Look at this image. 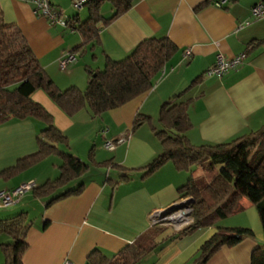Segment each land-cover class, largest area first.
<instances>
[{
	"label": "crops",
	"instance_id": "0c3cea01",
	"mask_svg": "<svg viewBox=\"0 0 264 264\" xmlns=\"http://www.w3.org/2000/svg\"><path fill=\"white\" fill-rule=\"evenodd\" d=\"M46 1L64 24L50 23L35 10L32 0H0V15L21 29L42 69L60 89L84 90L87 68L101 70L107 59L122 60L145 38L167 37L177 47L147 93L100 116H92L85 108L69 116L42 90L31 94L67 137V145L56 144L57 150L90 166L82 178L81 194L47 205L46 198L28 191L17 203L0 207V221L27 216L23 264H62L66 259L86 264L92 251L111 258L148 230L149 214L177 202V189L190 176L208 182L217 171L198 166L178 171L166 162L152 174L133 172L121 180L119 170L95 165L111 159L125 169L138 168L161 153L152 127L160 129L159 110L165 101L190 100L187 115L191 126L185 135L193 145L227 142L264 126V18L250 13L253 5H264V0H237L220 7L208 4L198 11L195 7L205 0H132L126 12L99 29L97 45L80 48L75 52V62L64 70L59 59L81 44L79 33L65 22L74 16L78 22L86 19L88 6L72 12L71 0ZM100 13L110 17L111 4L102 3ZM186 49L190 54L185 57ZM242 53L243 60L221 77L204 76L218 54L229 59ZM136 113L150 117V125L133 128ZM44 127L40 121L18 118L0 125V173L37 150V138ZM120 138L124 140L113 150L103 146L106 140ZM60 164L56 153L15 174H0V190L55 179ZM240 203V212L213 227L181 237L167 228L155 239V249L139 264H194L197 250L207 237L217 228L235 227L247 228L252 234L233 246L220 247L204 264H250L252 250L264 246V234L254 206L246 198ZM11 242L10 235L0 232V264L4 263L1 245Z\"/></svg>",
	"mask_w": 264,
	"mask_h": 264
},
{
	"label": "trees",
	"instance_id": "16d2710c",
	"mask_svg": "<svg viewBox=\"0 0 264 264\" xmlns=\"http://www.w3.org/2000/svg\"><path fill=\"white\" fill-rule=\"evenodd\" d=\"M215 1L217 0H205L195 7V11L214 4ZM235 1L237 0H225ZM104 2L110 3L113 8V13L108 18L100 13V6ZM131 2L132 0H87L86 19L78 22L74 16L66 22L81 37V44L72 52L75 53L86 45L91 48L97 45L99 29L126 12ZM176 51L177 47L167 37L145 38L122 60L107 59L101 70L87 68L84 90L75 87L60 89L42 69L21 29L15 24L6 23L0 15V125L11 118L33 119L45 124L37 138V150L19 159L16 165L0 174H15L46 156L57 153L61 158L59 175L36 185L30 191L35 197L46 198L47 205L81 194L84 188L82 178L90 165L72 154L57 150L56 144L67 145V137L55 127L51 115L31 98V94L42 90L69 116L81 108L87 109L92 116H100L147 93ZM189 102L190 100H168L160 106V129L152 127V130L160 141L162 151L151 161L132 169H125L111 159L95 162V165L119 170L121 180L130 178L133 172L147 176L166 162H170L178 171H191L195 166L205 171L216 169L215 175L208 182L190 176L177 189L178 200L189 199L190 222L178 229L171 226H150L111 258L98 250L92 251L86 264H139L155 249V239L167 228H172L173 234L181 237L198 229L213 227L220 220L240 212L242 198L248 199L254 206L264 234V126L227 142L193 145L185 135L191 126L187 115ZM144 123L150 125V117L136 113L132 127L136 128ZM90 160L92 162V157ZM72 182L75 184L68 187ZM27 227L26 215L0 221V232L12 238L11 243L1 245L3 264H23L22 257L27 248ZM250 234L252 233L247 228H217L199 246L194 264H204L220 247L233 246ZM250 264H264V246L252 250Z\"/></svg>",
	"mask_w": 264,
	"mask_h": 264
},
{
	"label": "built area",
	"instance_id": "2783aa9c",
	"mask_svg": "<svg viewBox=\"0 0 264 264\" xmlns=\"http://www.w3.org/2000/svg\"><path fill=\"white\" fill-rule=\"evenodd\" d=\"M35 3V10L40 12V15L45 17L50 23H61L59 13L52 9L50 3L46 0H32ZM87 0H71V5L74 9H80ZM225 3V0H217L214 2V5L220 7ZM250 13L256 18H264V5L255 4L250 8ZM246 22L242 23L244 25ZM66 24V22H65ZM190 54V50L186 49L184 51L185 57ZM245 54H238L232 58H224L221 54L216 56L215 62L213 65L208 67L204 71V76L206 77H221L229 69L238 65L244 58ZM76 55L74 52H68L59 59V66L62 70L66 69L68 65L75 62ZM124 139H117L115 142L112 140H106L103 146L108 150H113L117 143H121ZM36 186L34 181H28L20 184L19 186L9 189V190H0V207L11 206L25 195L26 192L30 191ZM189 199H180L177 202L173 203L169 207L160 210H154L149 214V225H159L166 224L170 225L174 229H178L185 224H188L190 221L191 207L188 204ZM62 264H73L69 260H64Z\"/></svg>",
	"mask_w": 264,
	"mask_h": 264
},
{
	"label": "rangeland",
	"instance_id": "374dc122",
	"mask_svg": "<svg viewBox=\"0 0 264 264\" xmlns=\"http://www.w3.org/2000/svg\"><path fill=\"white\" fill-rule=\"evenodd\" d=\"M69 9H71L72 12L75 11V9H73V7H72V5H71V1H70V3H69ZM84 10H85V9H84ZM159 126H160V125H159ZM53 157H55V156H52V159H55V158H53ZM56 159H57V158H56ZM73 183H74V182H72V183L69 185V187H70L71 185H74V184H75V183H74V184H73ZM189 222H190V221H189ZM189 222H188V223H189ZM159 225H160L161 227L166 226V224H159ZM185 225H186V224H185ZM167 226H170V225H167Z\"/></svg>",
	"mask_w": 264,
	"mask_h": 264
}]
</instances>
